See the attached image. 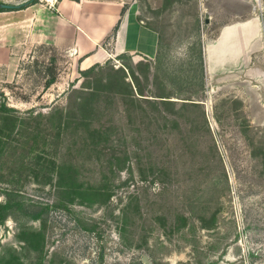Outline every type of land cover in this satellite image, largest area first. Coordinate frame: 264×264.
<instances>
[{
    "label": "rangeland",
    "instance_id": "obj_1",
    "mask_svg": "<svg viewBox=\"0 0 264 264\" xmlns=\"http://www.w3.org/2000/svg\"><path fill=\"white\" fill-rule=\"evenodd\" d=\"M138 4L155 59L87 77L39 44L0 67V106L16 109L0 108V264H264V0ZM235 23L232 57L202 76L200 44Z\"/></svg>",
    "mask_w": 264,
    "mask_h": 264
},
{
    "label": "crops",
    "instance_id": "obj_2",
    "mask_svg": "<svg viewBox=\"0 0 264 264\" xmlns=\"http://www.w3.org/2000/svg\"><path fill=\"white\" fill-rule=\"evenodd\" d=\"M0 2L13 5L0 10V67L16 59L17 49L39 44L70 55L80 69L120 55L155 59L161 51L160 33L140 16L138 0H61L54 9L33 0ZM241 29L240 23L225 26L213 43L202 44L209 77L232 57L227 44Z\"/></svg>",
    "mask_w": 264,
    "mask_h": 264
},
{
    "label": "trees",
    "instance_id": "obj_3",
    "mask_svg": "<svg viewBox=\"0 0 264 264\" xmlns=\"http://www.w3.org/2000/svg\"><path fill=\"white\" fill-rule=\"evenodd\" d=\"M33 1L36 2V1H39V0H33ZM0 10H4V8H0ZM120 56L125 57L127 55H120ZM197 57L200 60L201 71H202V76H203L204 56H203V49H202V45L201 44H200V48H199ZM144 58H146V57H144ZM109 62L110 61L106 62L105 64H109ZM105 64H99L98 63V64H95V65L89 67L88 69H81L80 72H81V74L83 76H87V77H89L91 74H94V75L104 74V70L109 66V65H105ZM111 69L114 71L115 75L117 73L122 72V75H124V77L122 78V80H123L122 83L124 85H127V86L130 87V84H128L129 82H127V80H126L127 75H126V72L124 70H122V69H114L113 67ZM49 74H50V76L46 80V86H48V87H50L52 84H54L56 82V80H57V74H56V71H55V69L53 67H50ZM114 74H112V75H114ZM203 78L204 77H202V82L201 83H202V86L204 87L205 86V81H204ZM102 80H104L103 76L99 79V82L102 81ZM131 87H132V85H131ZM97 90H98V88L91 87V85L86 86V87L81 88V89H76L75 92L77 93V99L79 98L80 102H78L77 99H76L74 101V106H78L80 111H82L85 114L87 111L90 110V107H91V106H89V102H88L89 98H90L89 95H95L97 93ZM131 90H132V92L130 93V96H135L136 92H135L134 88H131ZM83 94H86V95H83ZM139 94L140 95H145L142 92H140ZM2 95H4V94H2ZM156 96L157 97H161V98H166V99H161V101H163V102H173L172 100H168L167 99L170 96H164V95H156ZM145 99L149 100L150 102H156V101H153L152 98H145ZM0 108H1L2 111L6 112V113H10L11 111L16 110L15 108H12V107L8 106V104H7V102L5 100L1 102ZM20 203H19L18 208H22V206H24V203H22L21 206H20ZM11 207H12V205L10 203H6V204L0 203V222H2L5 219V214L8 213V210ZM37 215L38 214H35V215L33 214L32 217L36 218Z\"/></svg>",
    "mask_w": 264,
    "mask_h": 264
},
{
    "label": "built area",
    "instance_id": "obj_4",
    "mask_svg": "<svg viewBox=\"0 0 264 264\" xmlns=\"http://www.w3.org/2000/svg\"><path fill=\"white\" fill-rule=\"evenodd\" d=\"M61 0H39V2H41L42 4L47 5L50 8H57L59 2Z\"/></svg>",
    "mask_w": 264,
    "mask_h": 264
},
{
    "label": "water",
    "instance_id": "obj_5",
    "mask_svg": "<svg viewBox=\"0 0 264 264\" xmlns=\"http://www.w3.org/2000/svg\"><path fill=\"white\" fill-rule=\"evenodd\" d=\"M13 7V5L5 2H0V8H10Z\"/></svg>",
    "mask_w": 264,
    "mask_h": 264
}]
</instances>
